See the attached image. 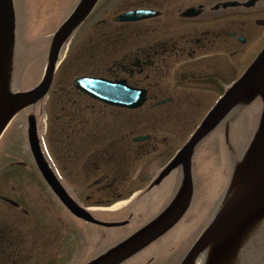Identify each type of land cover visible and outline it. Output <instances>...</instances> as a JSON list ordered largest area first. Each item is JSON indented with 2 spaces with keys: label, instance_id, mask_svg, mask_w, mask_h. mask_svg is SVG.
<instances>
[{
  "label": "rangeland",
  "instance_id": "1",
  "mask_svg": "<svg viewBox=\"0 0 264 264\" xmlns=\"http://www.w3.org/2000/svg\"><path fill=\"white\" fill-rule=\"evenodd\" d=\"M122 2L123 0H111L106 8L95 12L73 36L72 44L77 45L80 42L78 45H83L84 42L92 41L95 36L93 24L99 19L111 16V13L119 12L117 6ZM15 5L17 14L13 65L15 73L13 72V81L11 80L10 84L15 91H26L40 79L45 65V47L49 42V34L59 25L61 16L68 15L72 4L70 0L58 2L57 0H15ZM263 46L264 44L256 46L251 55L244 59L241 58L243 55H239L234 79L245 71ZM78 50L73 48L57 70L45 102L43 116L39 114V104L36 105L33 113L38 117L39 127H42L41 138L46 156L76 200L92 209L112 208L116 203L123 201L120 199H125L147 186L155 173L184 145L216 104L220 94L215 97H205L204 104L199 109L190 105L178 112L168 111L162 107L154 110L143 107L136 112H119L103 107L90 110L92 104L90 100L75 96L69 89L70 82L64 89L65 85L63 86L60 81L63 74L69 73L73 79L80 74L79 70L90 73V60L85 59V65L82 63L83 60L77 62L75 56ZM244 53H246L245 49ZM78 65L79 70L76 69ZM66 99L69 100L68 105L73 106L70 110L75 109L73 112L59 111V106ZM241 101L243 102L234 111L236 113L233 112V118L238 120V125L240 122L243 124V130L238 135L235 127H232L231 147L228 148L223 143L218 132H213L196 149L193 158L195 162L193 200L185 216L167 233L162 242L142 250L127 264H177L179 258L175 250L168 255L166 250L173 247L175 239L185 236L187 242L190 241L195 236V231L206 222L209 210L225 191L232 164L240 159L246 147L245 142H249L256 131L261 111L260 102L255 93L246 95ZM31 109L20 113L0 138V197L4 196L20 203V208L27 209L30 217L36 221L28 220L27 215H22L19 209H14L1 201L0 219L8 223L19 221L18 226L25 228L31 223L36 230L34 236L39 238L41 243L34 245L32 241L34 238H31L29 247H26L25 241L23 244L19 243L18 249L22 251L16 252L14 247L15 255L1 256L0 264L3 262L4 264H76L75 260H70L69 255L73 254V257L76 254L82 255L80 251L83 246L79 231L83 230L89 241L103 238V241L92 247L93 250L90 249L91 257L103 248L111 247L116 240H122L132 234L153 216L158 215L169 201L173 190L175 191L179 186L180 177L175 172L156 187L159 191L152 197L149 209L125 227L104 229L84 223L80 230L77 222L67 220V214L60 209L59 204L42 184L31 162L25 139L26 117ZM69 113L73 115L70 116ZM95 121L99 124L107 121L110 124L108 127L112 137L121 135L125 138L119 143L120 147L116 155L111 157L112 159L110 157L104 159V165L90 155L89 144L85 142L83 144L81 140L85 135H83L84 131L92 132L91 127ZM147 121L156 124L151 127ZM75 122H79L80 130H84L83 132L76 129L78 133H71L74 131ZM82 125L84 128L81 127ZM143 133H152L154 136L148 144L140 146L131 142L133 136ZM151 147L155 150L147 151V148L149 150ZM17 161L29 164L30 168L19 170L9 165ZM96 168H98L97 172ZM97 179L100 180V184L110 183L113 179L117 182L112 189L102 191L101 185L92 186V182ZM39 205L45 206V209L40 211L36 207ZM95 212L100 214L102 211ZM97 218L105 222H118L123 220L124 215H97ZM23 222H28V225ZM57 235L61 236L62 240L55 241ZM85 241L83 239V244ZM24 249L26 255H22ZM177 253L179 254V251ZM58 254L63 255L60 256L62 258L58 262H53V258H57ZM88 256L89 254L84 256V259ZM150 258L153 260L147 263Z\"/></svg>",
  "mask_w": 264,
  "mask_h": 264
},
{
  "label": "flooded vegetation",
  "instance_id": "2",
  "mask_svg": "<svg viewBox=\"0 0 264 264\" xmlns=\"http://www.w3.org/2000/svg\"><path fill=\"white\" fill-rule=\"evenodd\" d=\"M117 9L119 12L93 24L94 39L78 46L80 59L84 65L85 59L90 60V77L145 90L151 110L162 107L178 112L190 105L199 109L205 97L221 95L235 81L240 56L244 59L264 44V0H123ZM142 9L157 14L141 21H117L123 13ZM163 97L168 101L159 105ZM92 102L91 109L111 108ZM108 132L109 127L96 126L87 133L89 144L90 139L95 142L92 155L98 161L111 149H119L123 140H111ZM151 140L152 135L139 145ZM18 222L0 221V257L15 255L14 247L16 252L22 251L18 244L24 241L29 247L31 238L34 245L40 242L30 224L25 228ZM22 255H26L25 249Z\"/></svg>",
  "mask_w": 264,
  "mask_h": 264
},
{
  "label": "water",
  "instance_id": "3",
  "mask_svg": "<svg viewBox=\"0 0 264 264\" xmlns=\"http://www.w3.org/2000/svg\"><path fill=\"white\" fill-rule=\"evenodd\" d=\"M96 1L81 0L72 14L54 33L41 81L29 91L13 93L10 91L9 73L12 57L14 9L12 0H0V133L14 115L35 104L48 93L63 43ZM148 14V12L128 13L119 19L124 21L141 19L148 17ZM73 87L102 103L121 108H137L145 101L143 91L130 89L123 83L81 77L73 81ZM251 90H255L261 96L260 126L242 163L236 169L231 183V191L235 190L234 196L232 199L230 198L229 203H225L217 211L180 262V264H193L200 253L209 249L211 253L206 264L208 262L218 264V261L236 244L245 226L264 214V49L247 72L208 114L179 155L161 174L160 177L166 175L177 164L183 166V183L172 203L149 224L89 264L119 263L145 247L181 217L192 196L191 156L194 147ZM27 140L43 180L72 215L86 222L108 228L126 224V222L102 223L97 221L69 197L43 157L33 116L27 119ZM138 140L140 139H136V141Z\"/></svg>",
  "mask_w": 264,
  "mask_h": 264
},
{
  "label": "bare ground",
  "instance_id": "4",
  "mask_svg": "<svg viewBox=\"0 0 264 264\" xmlns=\"http://www.w3.org/2000/svg\"><path fill=\"white\" fill-rule=\"evenodd\" d=\"M234 193H235V190H232L230 193H229V195H228V197H227V200L225 201L226 203H229L230 201V198L232 199L233 198V196H234ZM122 203H119V204H117V205H115L114 207H117V206H119V205H121ZM211 253V252H210ZM207 251H203L202 253H200L198 256H197V258H195V261H194V263L193 264H203V262L205 261V258H207ZM233 255H234V252H233Z\"/></svg>",
  "mask_w": 264,
  "mask_h": 264
},
{
  "label": "trees",
  "instance_id": "5",
  "mask_svg": "<svg viewBox=\"0 0 264 264\" xmlns=\"http://www.w3.org/2000/svg\"><path fill=\"white\" fill-rule=\"evenodd\" d=\"M256 245L259 247V249H262L261 252H256L257 255H255V264L256 262H259V264H264V240L263 239H255ZM260 255L263 258V260L260 259Z\"/></svg>",
  "mask_w": 264,
  "mask_h": 264
}]
</instances>
